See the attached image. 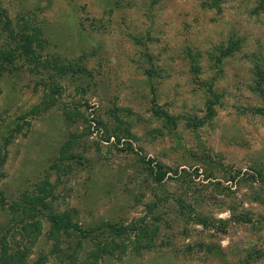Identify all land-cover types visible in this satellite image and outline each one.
Instances as JSON below:
<instances>
[{
    "label": "rangeland",
    "instance_id": "374dc122",
    "mask_svg": "<svg viewBox=\"0 0 264 264\" xmlns=\"http://www.w3.org/2000/svg\"><path fill=\"white\" fill-rule=\"evenodd\" d=\"M213 4L0 0L40 27L41 56H52L44 66L13 52L10 33L0 38L15 56L0 82V256L7 244L19 264L91 262L95 241L79 233L53 253L47 216L67 211L86 230L162 217L153 249L98 264H264L253 254L264 223L229 221L264 214V181L254 184L264 180V3ZM155 165L167 173L160 183ZM201 210L222 231L195 225ZM33 221L40 235L24 228Z\"/></svg>",
    "mask_w": 264,
    "mask_h": 264
},
{
    "label": "trees",
    "instance_id": "16d2710c",
    "mask_svg": "<svg viewBox=\"0 0 264 264\" xmlns=\"http://www.w3.org/2000/svg\"><path fill=\"white\" fill-rule=\"evenodd\" d=\"M211 1L214 2L212 7L220 9L219 2H221L222 0ZM260 1L264 3V0ZM0 32V38H2L6 33H10V39L14 40L17 43V46L15 47L13 52H16V50L20 51L21 53L24 52L25 55L29 56L30 60L32 59L33 61H37V58H40V62L42 63L43 60L44 66L46 64V59L52 57L47 55V57L43 59V57L41 56L39 50L44 49L43 43L45 42V40H43V37H41L42 30L40 29V27L32 24L31 21L26 18L21 20V23L18 20L12 19L9 16L8 11L1 5ZM14 57L15 56L13 53H11V51L9 52L7 50H4L3 48H0V82L3 75L8 72L10 66L14 64ZM60 61L62 60L55 58L51 61V63L54 68H59V72L66 73L67 70L63 66H58ZM83 70L84 68L78 65L74 72L80 73ZM128 133L130 134V132ZM118 139L120 141V138ZM71 147L72 142L69 141L66 146L63 147L61 153H69ZM66 157L67 156H63L62 158L64 159ZM149 170L156 183L162 182L167 176L163 165H155L154 167L150 166ZM263 181L264 180L254 181V184ZM48 185L51 186L50 184L46 183V186ZM260 197L262 196H255L254 200H258L260 199ZM35 199L36 203L43 201L44 209H49L48 203L46 202L45 198ZM36 203H31L32 206L30 205L26 208L30 215H33L36 211ZM178 203L183 212L187 210H196V205L192 202L180 199L178 200ZM258 203L264 205V201L259 200ZM151 213H153V209L150 208L149 214ZM198 214V216L195 214V225L203 226L210 231H222L220 230V226L221 224H224L223 220H217L212 216L209 217L208 215L204 214L202 210ZM256 216L258 217V220L255 218ZM47 218L51 224V236L56 240V249H54V254H60L62 250L61 238L64 235L67 238H72L77 233V235L80 234V236L84 239L90 238L91 241H95V250L92 256L94 259L91 262H87L86 264H98V261L104 258L106 255L114 257L116 259H123L128 251L141 254V251L145 249H153L157 244L161 229V221H163L161 216H155L154 218L150 219L147 215H144L142 217L133 219L130 223H104L99 227L86 230V228H82V226L79 225L78 222L74 221L73 216L67 211L57 213H53L50 211ZM229 221L239 224H255V222H261L262 224L264 223V214H251L249 213V211H245L242 213L232 212ZM24 228L26 230L27 228H29V231H27L30 236L31 228L33 229V232L36 234V236L41 234V226L38 221H33L31 222V224L26 223ZM199 247L205 248L206 245L202 242L199 244ZM8 250L9 249L7 248V244H5L3 252L0 256V264H19V262L21 261L20 257L18 255H10V253H8ZM253 254L255 255V259H261L264 255V251L255 250ZM75 256V254H72L70 256L73 263L75 262Z\"/></svg>",
    "mask_w": 264,
    "mask_h": 264
}]
</instances>
